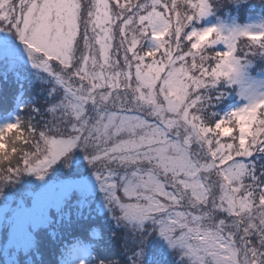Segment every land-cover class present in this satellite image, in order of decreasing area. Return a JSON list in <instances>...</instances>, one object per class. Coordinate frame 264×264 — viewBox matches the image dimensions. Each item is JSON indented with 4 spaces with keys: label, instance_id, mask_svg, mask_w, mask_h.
<instances>
[{
    "label": "snow or ice",
    "instance_id": "1",
    "mask_svg": "<svg viewBox=\"0 0 264 264\" xmlns=\"http://www.w3.org/2000/svg\"><path fill=\"white\" fill-rule=\"evenodd\" d=\"M2 264H264V0H0Z\"/></svg>",
    "mask_w": 264,
    "mask_h": 264
},
{
    "label": "rangeland",
    "instance_id": "2",
    "mask_svg": "<svg viewBox=\"0 0 264 264\" xmlns=\"http://www.w3.org/2000/svg\"><path fill=\"white\" fill-rule=\"evenodd\" d=\"M1 260H3V257H2V259L0 258V261H1Z\"/></svg>",
    "mask_w": 264,
    "mask_h": 264
}]
</instances>
